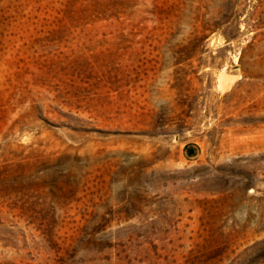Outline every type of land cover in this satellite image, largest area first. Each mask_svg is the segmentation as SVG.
Listing matches in <instances>:
<instances>
[{
	"label": "rangeland",
	"instance_id": "rangeland-1",
	"mask_svg": "<svg viewBox=\"0 0 264 264\" xmlns=\"http://www.w3.org/2000/svg\"><path fill=\"white\" fill-rule=\"evenodd\" d=\"M0 264H264V0H0Z\"/></svg>",
	"mask_w": 264,
	"mask_h": 264
},
{
	"label": "crops",
	"instance_id": "crops-1",
	"mask_svg": "<svg viewBox=\"0 0 264 264\" xmlns=\"http://www.w3.org/2000/svg\"><path fill=\"white\" fill-rule=\"evenodd\" d=\"M184 150L186 157L189 159L195 158L199 153V147L196 144H187Z\"/></svg>",
	"mask_w": 264,
	"mask_h": 264
}]
</instances>
